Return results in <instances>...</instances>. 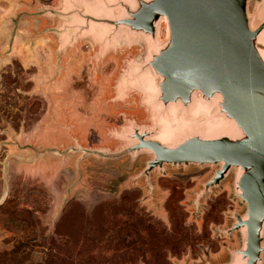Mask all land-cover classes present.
Instances as JSON below:
<instances>
[{
  "label": "rangeland",
  "instance_id": "374dc122",
  "mask_svg": "<svg viewBox=\"0 0 264 264\" xmlns=\"http://www.w3.org/2000/svg\"><path fill=\"white\" fill-rule=\"evenodd\" d=\"M62 7L63 0H0V264L227 259L238 235L218 230L229 225L231 210L243 209L230 179L201 199L198 210L193 203L215 167L156 171L151 198L143 180L133 178L142 157L79 161L72 151L116 148L115 130L128 119L149 125L151 114L140 90L120 97L118 89L143 47L124 45L100 56L85 37L60 52L65 39L55 31L62 20L47 11ZM115 207L131 216L113 217ZM116 238L135 242L114 255Z\"/></svg>",
  "mask_w": 264,
  "mask_h": 264
},
{
  "label": "water",
  "instance_id": "95a60500",
  "mask_svg": "<svg viewBox=\"0 0 264 264\" xmlns=\"http://www.w3.org/2000/svg\"><path fill=\"white\" fill-rule=\"evenodd\" d=\"M47 12L62 20L60 52L85 37L100 56L143 47L118 89L120 97L129 89L144 94L151 124L128 119L112 133L120 145L76 146L79 161L142 157L133 178L151 198L156 171L215 167L193 203L198 210L230 179L243 209L231 210L218 231L237 234L239 245L227 248V259L203 264H264V0H63L61 10Z\"/></svg>",
  "mask_w": 264,
  "mask_h": 264
},
{
  "label": "trees",
  "instance_id": "16d2710c",
  "mask_svg": "<svg viewBox=\"0 0 264 264\" xmlns=\"http://www.w3.org/2000/svg\"><path fill=\"white\" fill-rule=\"evenodd\" d=\"M115 210H116V207L114 209L113 217L117 216L118 214L120 215V217H125V218H129L131 216L130 214L126 213L127 209H124L123 211H119L120 213H118V210L117 212H115ZM142 231L147 232V236L149 237L150 240H153V238L155 237V234L151 233V231H149L147 227H143ZM116 233H118V231ZM116 239H117V242L112 246V252L114 253V255H117V254L125 255L129 250H131V244L135 242V239L132 243L130 241H126L125 238H122V239L116 238ZM136 241H138V237H136ZM153 248H156V247H153Z\"/></svg>",
  "mask_w": 264,
  "mask_h": 264
}]
</instances>
